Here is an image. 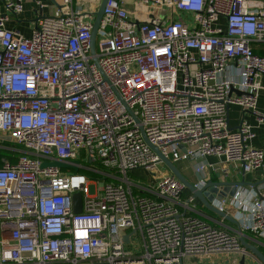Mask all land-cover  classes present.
I'll use <instances>...</instances> for the list:
<instances>
[{"label": "built area", "instance_id": "built-area-1", "mask_svg": "<svg viewBox=\"0 0 264 264\" xmlns=\"http://www.w3.org/2000/svg\"><path fill=\"white\" fill-rule=\"evenodd\" d=\"M51 1L57 14L40 17L30 35L8 26L24 0L0 6V139L23 147L0 167V264H185L245 255V232L264 241L260 191L239 187L214 201L237 209L239 234L210 225L192 214L196 198L183 197L185 185L160 171L142 132L173 163L194 162L199 188L217 169L209 156L244 173L264 167L253 126L232 129L228 118L237 105L264 123V54L253 47L264 45V0H108L95 53L102 0H83L86 11ZM83 151L107 170L82 166ZM58 159L110 180L43 166ZM137 168L152 176L136 195L128 175Z\"/></svg>", "mask_w": 264, "mask_h": 264}, {"label": "crops", "instance_id": "crops-1", "mask_svg": "<svg viewBox=\"0 0 264 264\" xmlns=\"http://www.w3.org/2000/svg\"><path fill=\"white\" fill-rule=\"evenodd\" d=\"M38 0H24L25 8L22 13L19 15H12L11 20L8 22V26L10 28H17L22 33L26 35H30L33 28L37 25V19L50 14L49 5L53 3L51 0H42L46 5L43 12L37 6ZM2 5V0H0V6ZM89 7V6H88ZM181 17L188 19L191 18L188 14H181ZM257 52L260 54H264V45L257 44L256 46ZM262 85L264 86V77H261ZM258 111L264 114V88L261 89L258 96ZM229 123L232 129H237L243 122H247L248 124L253 126V130L256 133V136L250 141L251 145L254 147L260 148L264 151V123H260L252 110L244 109L237 105H231L229 107ZM2 135V134H1ZM207 161L209 163H215L217 169H209L208 177L209 180L214 181H246L248 183H257V186L253 185H245L244 187L247 189H257L264 197V167L254 169L250 172L244 173L239 167L231 163H225L224 159H219L216 156L207 157ZM184 168H180L182 173L192 182H196L198 176L195 175L194 172V162H182ZM223 169L228 171V174L223 173ZM167 170H169L167 168ZM187 170V172H186ZM160 171L167 172L166 170L160 167ZM192 192L188 189L184 191L183 197L187 198L190 196ZM195 212L192 214L204 220L210 225L219 226L235 233L239 234V214L237 209L228 204L224 210L227 213L230 219H227L221 215H218L208 209L204 203L196 198L194 202ZM243 236L247 243L258 247L264 253V241L258 239L253 233L245 232ZM245 256V264H262L255 255H253L250 251L244 255L238 252L232 253H223V254H212L209 256H191L185 260V264H240L241 259Z\"/></svg>", "mask_w": 264, "mask_h": 264}, {"label": "water", "instance_id": "water-1", "mask_svg": "<svg viewBox=\"0 0 264 264\" xmlns=\"http://www.w3.org/2000/svg\"><path fill=\"white\" fill-rule=\"evenodd\" d=\"M107 2L108 0H102L97 12L95 13L96 18L94 21V27L92 30V37H91L92 53H95V44H96L98 29H99V25L102 20L104 9H105ZM39 19L40 18H38L36 21L37 24H38ZM240 127L241 125L238 128ZM142 132H143L145 141L160 156L163 164H165L167 168L185 185L186 189L192 192V196L200 199L208 209H210L211 211H213L214 213L218 215H221L227 219H230L226 212L219 210L214 205L215 199H223L229 196H233L239 187H244L245 185H253L254 187L258 185L257 183H248L246 181L239 182V181L209 180L204 186L199 188L194 184V182L190 181L182 173L181 169L175 163H173L169 158L163 155L158 147L152 145L147 139V136L145 135L144 131ZM78 164H79L78 160L73 161V164H71V163L66 162L65 160L58 159L52 162H45L43 166L52 165V166L60 167L62 169H72L78 172L80 170V166ZM73 199H74V211L77 213H80L82 211V202H83L82 193L76 192L73 195ZM124 239L127 243H129V235H126ZM240 241L247 251H250L253 255L257 257V259L262 264H264V253L258 247L247 243L243 236V233L240 236ZM240 264H245V256H243V258L241 259Z\"/></svg>", "mask_w": 264, "mask_h": 264}, {"label": "rangeland", "instance_id": "rangeland-1", "mask_svg": "<svg viewBox=\"0 0 264 264\" xmlns=\"http://www.w3.org/2000/svg\"><path fill=\"white\" fill-rule=\"evenodd\" d=\"M85 1H94V0H85ZM75 6L76 8H78V6H81L84 11L88 9L87 3L84 2L83 0H75ZM49 11H50L51 16H55L57 14V6L55 3H51L49 5ZM0 148L13 150V148L17 149V148H23V147L21 145L13 144L7 139H0ZM16 153L18 155L20 154L18 151H16ZM78 159L80 160L82 166L89 167L91 169H95L97 167V163L90 162V160L88 159L84 151L80 154ZM176 165L179 168H184V170L186 168L182 162L176 163ZM161 168L167 171V166L165 164H162ZM151 176L152 175L150 174V172L144 168H137L135 170H132L129 173L128 179L131 183H133V190L136 195L139 194V192L141 191L140 186L144 187L150 181ZM94 179H97L99 182H103L105 180L104 175L102 174H97V176L95 175ZM89 189H90L91 194L96 193V185L90 184ZM142 195H145V194H142ZM134 238H136L135 235H134ZM126 247L128 249L136 250L135 246L131 244H127Z\"/></svg>", "mask_w": 264, "mask_h": 264}, {"label": "trees", "instance_id": "trees-1", "mask_svg": "<svg viewBox=\"0 0 264 264\" xmlns=\"http://www.w3.org/2000/svg\"><path fill=\"white\" fill-rule=\"evenodd\" d=\"M257 44H253V47L255 49V51L257 52V48H256ZM259 53V52H258ZM18 158V154L16 153V151L10 150V149H3L0 148V167L3 165L4 160L7 159L10 162L14 163ZM97 170H101V171H106L107 169L104 168L101 164L97 163ZM64 171H73V172H77L74 171L72 169H63ZM80 173H84L87 174L89 177L94 178V176L97 174H99L98 172L89 170L88 168H80V170L78 171ZM106 180H110L108 177H105Z\"/></svg>", "mask_w": 264, "mask_h": 264}]
</instances>
